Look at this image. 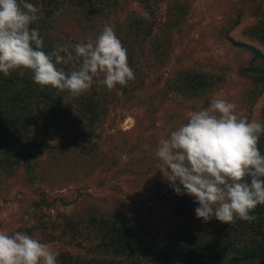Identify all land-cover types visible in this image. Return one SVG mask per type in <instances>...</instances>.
Wrapping results in <instances>:
<instances>
[{
  "label": "rangeland",
  "instance_id": "rangeland-1",
  "mask_svg": "<svg viewBox=\"0 0 264 264\" xmlns=\"http://www.w3.org/2000/svg\"><path fill=\"white\" fill-rule=\"evenodd\" d=\"M240 11V23L228 34L264 53V44L251 34L264 18V0H119L103 8L102 20L89 24L75 13L60 14L55 27L47 30L55 47L94 40L108 25L126 48L135 78L112 90L100 83L103 73L94 78L86 92L97 91L104 111L94 124V137L73 148L55 139L54 148L37 159L29 176L23 167L0 169V231L34 237L31 231L39 234L45 228L59 235L63 228L69 230L67 218L78 221L100 213L125 215L132 222L152 220L159 229V244L167 242L183 218L166 221V216L193 197L177 195L159 171V140L217 97L234 103L238 116L264 121V91L250 116L252 82L239 72L241 53L224 40L223 30ZM136 19L142 26L131 33L130 21L137 27ZM148 26L150 35L145 33ZM249 55L243 53L244 59ZM187 70L219 82L195 95L184 93L176 87ZM195 220L203 225L216 219ZM46 244L56 252H87L86 241L83 247L60 239Z\"/></svg>",
  "mask_w": 264,
  "mask_h": 264
},
{
  "label": "trees",
  "instance_id": "trees-1",
  "mask_svg": "<svg viewBox=\"0 0 264 264\" xmlns=\"http://www.w3.org/2000/svg\"><path fill=\"white\" fill-rule=\"evenodd\" d=\"M29 2L37 6L40 17L31 27L39 30L44 40L43 50L51 52L56 47L47 37V30L55 27L60 14L75 13L82 22L89 24L102 20L103 8L116 6L119 0ZM243 13L240 11L238 18L223 31L226 35L224 40L241 53L238 56L243 65L239 72L252 82L251 116L252 106L264 91V53L228 34L240 23ZM136 21L137 27H133L134 23L130 21L131 33L133 29L137 33L142 26ZM152 26L145 30L146 35H150L149 27ZM252 32L264 44V18L252 28ZM245 52L250 53L246 59L243 56ZM182 75L180 86L176 89L181 88L190 95L205 91L219 82L195 70H187ZM31 76L30 71L22 77L15 71L8 77L0 73V169L13 171L23 167L28 176L37 159L54 148L52 142L55 139L61 145L71 144L73 148L94 137V124L101 120L104 113L96 90L73 97L68 92L58 93L50 86L41 89ZM206 104L207 99L202 107ZM258 147L264 155V135H261ZM245 179L250 182L249 177ZM197 207L198 203L191 198L172 208L166 221L174 216L183 218V224L162 244L158 241L159 229L154 227L152 220L132 222L125 220V215L113 217L91 213L87 219L78 221L70 217L66 219L69 230L63 228L59 235H50L45 228L39 234L29 231L45 244L60 239L83 247L82 242H87L86 255L57 251V264H264V205H258L250 213L256 217L252 222L236 219L227 224L216 219L203 225L195 220L198 219L195 214Z\"/></svg>",
  "mask_w": 264,
  "mask_h": 264
},
{
  "label": "clouds",
  "instance_id": "clouds-1",
  "mask_svg": "<svg viewBox=\"0 0 264 264\" xmlns=\"http://www.w3.org/2000/svg\"><path fill=\"white\" fill-rule=\"evenodd\" d=\"M38 13L29 0H0V73L5 77L30 71L41 89L50 86L73 97L89 90L100 73V83L109 90L135 78L127 50L112 27L105 25L94 40L45 52L39 30L31 27L40 19ZM261 135L264 124L238 116L234 103L217 97L159 140L155 157L176 194L198 203V219L252 222L256 217L250 213L264 205ZM58 256L25 232L0 231V264H57Z\"/></svg>",
  "mask_w": 264,
  "mask_h": 264
}]
</instances>
